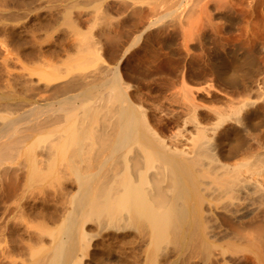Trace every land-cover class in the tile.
I'll return each instance as SVG.
<instances>
[{
	"label": "rangeland",
	"instance_id": "obj_1",
	"mask_svg": "<svg viewBox=\"0 0 264 264\" xmlns=\"http://www.w3.org/2000/svg\"><path fill=\"white\" fill-rule=\"evenodd\" d=\"M1 1L0 15L18 19L0 21V86L6 87L1 91L19 93L20 108L26 100L58 108L56 101L67 95L56 97L55 85L99 67L110 72L113 82L117 68L129 98L143 107L161 138L189 150L199 123L208 138L215 137L210 139L215 154L225 157L232 151L218 164L230 170L253 164L238 171L230 189L203 186L198 208L207 258L196 254L180 264H264V165L255 162L264 156V0ZM174 7L177 18L164 15ZM85 39L90 47L82 58L77 46ZM26 102L20 111L27 109ZM243 103L247 107L241 114L252 112V122L226 121L219 131L213 129L218 114L228 115ZM222 129L232 138L221 137ZM50 133L37 131L31 145ZM32 156L43 162L47 152L37 145ZM7 167L10 174L0 180V264H28L61 225L77 183L63 165L50 174L41 164L43 178L35 180L28 168L16 170L14 162L1 166ZM79 225L86 233L77 252L79 264H168L175 259L171 243L151 257L138 228L99 227L85 218Z\"/></svg>",
	"mask_w": 264,
	"mask_h": 264
},
{
	"label": "bare ground",
	"instance_id": "obj_2",
	"mask_svg": "<svg viewBox=\"0 0 264 264\" xmlns=\"http://www.w3.org/2000/svg\"><path fill=\"white\" fill-rule=\"evenodd\" d=\"M222 6L224 7V3ZM170 9L164 15L177 18L179 15L176 8L174 7V11ZM184 15L186 16L185 13ZM9 16L5 13L0 15V21L18 20L14 15ZM184 19L180 20L183 22ZM84 41L82 47L79 48V44L77 46L81 57L90 47V41ZM238 63L242 65L241 62ZM112 74L113 82L108 79L110 72L99 67L89 73L73 75L64 83L55 85L53 91L56 97L67 95L56 101L58 108L46 103L33 105L34 103L26 100L24 105L25 102L28 103L25 106L27 109L20 111L24 105L20 108L19 93L7 94L8 88L5 93L0 86V168L6 162H14L16 170L28 168L30 177L35 180L43 178L41 164L50 174H55L58 167L63 165L77 183L70 197V208L64 214L61 225L53 231L49 244L41 247L37 257H32L28 264H79L76 260L77 252L86 242V233L79 225L82 218L99 227L138 228L151 257L162 244L171 243L176 256L168 264L188 262L196 254L207 258L205 256L209 246L202 233L198 208L202 188L213 184L222 189H230L232 183L238 180V171L242 167L253 166L241 163L230 170L227 164H218L225 157L230 159L232 151L229 149L225 157L223 153L215 154L212 144L215 141L211 143L215 137L208 138L207 129L199 123L194 126L195 135L191 138L189 150L177 149L178 144H171V140L166 141V138H161L153 130L145 118L143 107L129 98L127 87L117 68ZM34 91L36 92L35 89ZM182 95L185 96L183 93ZM187 95L184 101L190 104L192 100ZM33 97L34 93L28 98ZM10 99L16 101L8 103ZM244 107H247L245 103L228 115L218 114L216 123H212L215 126L213 129L219 131V126L226 121L252 122V112L245 111V114H241ZM19 111L21 113H17ZM47 129L51 130L48 136L50 138L42 135L43 138L31 145L34 134ZM226 132L224 129L218 134L232 138L231 132ZM216 139L218 143L220 139ZM37 145L44 147L47 152L43 162L36 161L32 156ZM255 162L258 166L264 165V156L258 155ZM0 170V180L10 174L8 167ZM122 239L120 237L119 242ZM122 257L127 258L125 255Z\"/></svg>",
	"mask_w": 264,
	"mask_h": 264
}]
</instances>
